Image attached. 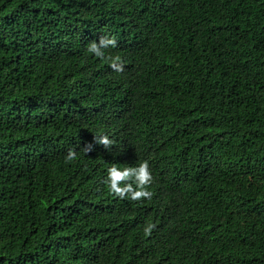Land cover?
Here are the masks:
<instances>
[{
  "label": "trees",
  "instance_id": "obj_1",
  "mask_svg": "<svg viewBox=\"0 0 264 264\" xmlns=\"http://www.w3.org/2000/svg\"><path fill=\"white\" fill-rule=\"evenodd\" d=\"M0 264H264V0H0Z\"/></svg>",
  "mask_w": 264,
  "mask_h": 264
},
{
  "label": "clouds",
  "instance_id": "obj_2",
  "mask_svg": "<svg viewBox=\"0 0 264 264\" xmlns=\"http://www.w3.org/2000/svg\"><path fill=\"white\" fill-rule=\"evenodd\" d=\"M117 40L115 36H102L99 41H91L87 45V51L94 54L98 58H105V52L103 49L111 46L115 48ZM120 57L115 56L110 59V67L116 71H122V66L119 63ZM94 141L98 145L107 147L112 143L108 135L101 134L98 137L94 136ZM90 151V148H87ZM77 157V152L73 149H69L64 157L65 162L73 161ZM153 177L150 170L148 160H142L135 167L119 168L116 165H112L106 170V176L104 177V184L107 190L121 198L130 199L133 201H139L142 198H150L152 193L149 190V185L152 183Z\"/></svg>",
  "mask_w": 264,
  "mask_h": 264
}]
</instances>
